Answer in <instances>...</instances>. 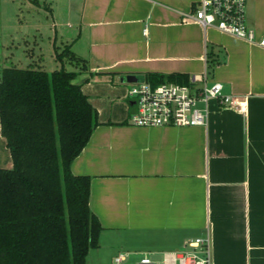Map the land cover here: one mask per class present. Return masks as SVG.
<instances>
[{
    "label": "crops",
    "instance_id": "1",
    "mask_svg": "<svg viewBox=\"0 0 264 264\" xmlns=\"http://www.w3.org/2000/svg\"><path fill=\"white\" fill-rule=\"evenodd\" d=\"M79 1L70 38L84 43L89 68L73 82L99 124L70 170L91 177L89 206L102 226L86 264L161 261L207 235L211 264H264V0H246L254 42L187 18L199 0ZM204 72L243 109L210 98L199 103L204 125L130 123L123 77ZM11 166L0 131V168Z\"/></svg>",
    "mask_w": 264,
    "mask_h": 264
},
{
    "label": "trees",
    "instance_id": "2",
    "mask_svg": "<svg viewBox=\"0 0 264 264\" xmlns=\"http://www.w3.org/2000/svg\"><path fill=\"white\" fill-rule=\"evenodd\" d=\"M65 47L73 69H0V131L12 159L10 168H0V264H86L99 245L91 177L70 170L99 124L98 112L73 82L88 70L87 60ZM142 80L190 83L185 74Z\"/></svg>",
    "mask_w": 264,
    "mask_h": 264
},
{
    "label": "built area",
    "instance_id": "3",
    "mask_svg": "<svg viewBox=\"0 0 264 264\" xmlns=\"http://www.w3.org/2000/svg\"><path fill=\"white\" fill-rule=\"evenodd\" d=\"M245 6L246 0H199L198 7L187 18L203 28L211 26L223 33L254 42L255 32L247 24ZM258 44L264 46V38ZM222 89L221 83H207L206 72L202 78H191L189 84L164 82L153 85L144 80L132 83L127 93L135 109L129 121L141 127L204 125L206 109L200 108L199 103H206L210 98H217L221 104L242 110L241 102L223 95ZM123 260L124 256L118 255L114 264H121ZM136 264H211L209 236L186 241L181 249L166 253L161 261L143 256Z\"/></svg>",
    "mask_w": 264,
    "mask_h": 264
},
{
    "label": "rangeland",
    "instance_id": "4",
    "mask_svg": "<svg viewBox=\"0 0 264 264\" xmlns=\"http://www.w3.org/2000/svg\"><path fill=\"white\" fill-rule=\"evenodd\" d=\"M80 4L79 0H0V69L39 66L50 72L61 64L73 69L65 46L83 58L84 43L72 45L76 36L70 38ZM56 53L62 61L56 59ZM126 84L127 88L132 85ZM140 258L128 257L122 264H136Z\"/></svg>",
    "mask_w": 264,
    "mask_h": 264
},
{
    "label": "water",
    "instance_id": "5",
    "mask_svg": "<svg viewBox=\"0 0 264 264\" xmlns=\"http://www.w3.org/2000/svg\"><path fill=\"white\" fill-rule=\"evenodd\" d=\"M122 81L128 82V83H135L141 81V78L139 76L135 75H129L122 78Z\"/></svg>",
    "mask_w": 264,
    "mask_h": 264
}]
</instances>
